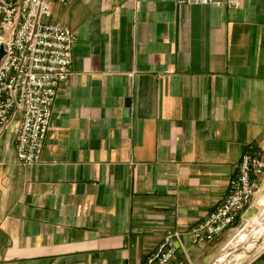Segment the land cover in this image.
Segmentation results:
<instances>
[{
  "label": "crops",
  "instance_id": "1",
  "mask_svg": "<svg viewBox=\"0 0 264 264\" xmlns=\"http://www.w3.org/2000/svg\"><path fill=\"white\" fill-rule=\"evenodd\" d=\"M213 1L53 6L71 76L38 166L18 162L20 117L0 138V264H142L170 233L174 264H212L231 241L243 223L206 246L191 230L264 153V0Z\"/></svg>",
  "mask_w": 264,
  "mask_h": 264
},
{
  "label": "built area",
  "instance_id": "2",
  "mask_svg": "<svg viewBox=\"0 0 264 264\" xmlns=\"http://www.w3.org/2000/svg\"><path fill=\"white\" fill-rule=\"evenodd\" d=\"M71 1L0 0V49L4 51L0 62V138L20 117L16 154L25 167L41 163L55 100L71 76L77 37L71 29L52 22L53 6ZM176 4L218 5L213 0H176ZM263 181L264 153L251 148L242 156L239 172L230 181L228 196L191 230L194 243L209 245L246 222V212L260 193ZM177 237L178 234H168L142 264H174Z\"/></svg>",
  "mask_w": 264,
  "mask_h": 264
},
{
  "label": "rangeland",
  "instance_id": "3",
  "mask_svg": "<svg viewBox=\"0 0 264 264\" xmlns=\"http://www.w3.org/2000/svg\"><path fill=\"white\" fill-rule=\"evenodd\" d=\"M257 208L258 209L256 210L255 212L256 214L254 217L252 216L254 211H250L248 212V214H246L247 221L241 225V227L237 230V233L233 236V238H231V241H230L231 245L229 246V248L226 249V246L230 242L224 247V249L219 254L216 255L215 260L219 259L224 254H231L233 246L237 244H238V249L243 250L247 246V244L244 243V239L246 237L248 238L250 242H252V240L254 241L255 235H252L253 230L255 229L260 230L261 226L264 228V224H262V222H264V193L260 196V206ZM250 217H253V218H250ZM236 238L240 239L238 240L240 241V243L236 244L237 242ZM250 251L251 250L248 249V250L242 251L240 254H235V256L232 258H229L228 262L225 264H242L243 262L247 261L248 258H250V257L246 258L247 254L250 253ZM259 252H261V250Z\"/></svg>",
  "mask_w": 264,
  "mask_h": 264
},
{
  "label": "bare ground",
  "instance_id": "4",
  "mask_svg": "<svg viewBox=\"0 0 264 264\" xmlns=\"http://www.w3.org/2000/svg\"><path fill=\"white\" fill-rule=\"evenodd\" d=\"M262 224H264V222H262ZM252 235H255L254 236V238H255L254 241L251 239L252 242H250L248 240V238L246 237L244 239V243H246L247 246L242 251H245V250H248V249H250L251 251H253V250L256 251V250L264 247V228L261 226V229L260 230H258V229L253 230V234ZM238 240H240V239H237L236 244L237 243H240V241H238ZM259 241L262 242L260 246L257 245V243ZM238 250H240V249H238V244H237V245L233 246L231 254H224V255H222L213 264H219V263L220 264H225V263H227L228 262V259L234 257L235 256L234 254H236L235 252H237ZM228 251H230V250H228Z\"/></svg>",
  "mask_w": 264,
  "mask_h": 264
},
{
  "label": "water",
  "instance_id": "5",
  "mask_svg": "<svg viewBox=\"0 0 264 264\" xmlns=\"http://www.w3.org/2000/svg\"><path fill=\"white\" fill-rule=\"evenodd\" d=\"M3 56H4V51H3V49L1 48V49H0V62H1V59L3 58ZM261 243H262V242L259 241V242L257 243V245L260 246ZM230 245H231V242L226 246V249L229 248ZM175 247L177 248L178 252L181 253V250H180V248H179V245L176 244ZM241 252H242V250L240 249V250H238V251L235 252V253H236V254H240ZM254 252H255V250H253L252 252L248 253V255H252ZM234 255H235V254H234ZM214 262H216V260H214V261L212 262V264H213Z\"/></svg>",
  "mask_w": 264,
  "mask_h": 264
}]
</instances>
